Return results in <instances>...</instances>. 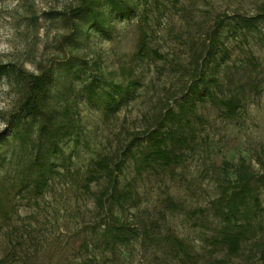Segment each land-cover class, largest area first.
Instances as JSON below:
<instances>
[{
	"label": "rangeland",
	"instance_id": "1",
	"mask_svg": "<svg viewBox=\"0 0 264 264\" xmlns=\"http://www.w3.org/2000/svg\"><path fill=\"white\" fill-rule=\"evenodd\" d=\"M127 1L134 13L121 20L97 0L106 27L75 50L87 68L51 90L48 107L72 133L54 137L61 154L47 187L15 198L0 264H264V0ZM75 2L0 0V61L37 73L60 57L65 29L52 16ZM191 84L234 98L236 115L192 103ZM21 96L0 79V125ZM167 132L185 140L167 143L178 162H143L148 137ZM102 158L121 166L116 193L95 171ZM238 170L251 175L260 206L229 255L215 205Z\"/></svg>",
	"mask_w": 264,
	"mask_h": 264
},
{
	"label": "trees",
	"instance_id": "2",
	"mask_svg": "<svg viewBox=\"0 0 264 264\" xmlns=\"http://www.w3.org/2000/svg\"><path fill=\"white\" fill-rule=\"evenodd\" d=\"M147 1V0H145ZM113 15L121 20L130 18L134 8L127 0H103ZM264 10V9H263ZM59 21L65 33L60 37L62 55L55 60L42 65L37 73H28L22 67L0 61V79H12L22 89L20 103L16 109L2 118L0 130V161L7 163L9 170L0 179V229L6 225L14 211V200L30 188L41 193L46 187L51 175H55L52 158L61 154L59 145L54 141L57 135L70 136L71 130L65 119L57 121L48 107L47 100L51 90L65 86L78 78L88 62L75 50L88 37L89 31L101 33L106 27V20L97 8V0H76L70 8L52 16ZM253 25L255 19H249ZM72 51L67 52V48ZM159 58L157 53H153ZM188 95L191 101L215 102L227 113L236 115L239 104L234 98L217 100L198 84H191ZM92 88V87H91ZM113 92L122 95L120 86L113 85ZM91 96L94 94L90 92ZM66 114H63L65 116ZM151 151L143 158V162L152 161L162 166L177 163L179 158L167 149V143L184 146L185 140L175 136L173 132L153 133L148 137ZM5 148H12L11 157L6 160ZM108 158H102L95 164L96 173L106 177L110 190L117 192L118 183L115 174L121 172L120 165H113ZM96 180V179H95ZM252 177L247 171L238 170L229 194L223 196L215 205V210L224 223L219 233L220 243L226 247L229 255H237L240 244L250 233L251 214L259 209V201L253 195ZM264 259V251H263Z\"/></svg>",
	"mask_w": 264,
	"mask_h": 264
},
{
	"label": "clouds",
	"instance_id": "3",
	"mask_svg": "<svg viewBox=\"0 0 264 264\" xmlns=\"http://www.w3.org/2000/svg\"><path fill=\"white\" fill-rule=\"evenodd\" d=\"M6 125H0V129H2L3 127H5Z\"/></svg>",
	"mask_w": 264,
	"mask_h": 264
}]
</instances>
